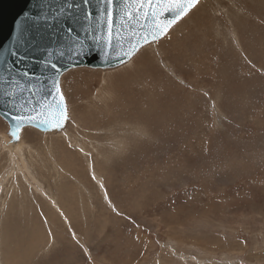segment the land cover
Returning <instances> with one entry per match:
<instances>
[{"label":"rangeland","instance_id":"obj_1","mask_svg":"<svg viewBox=\"0 0 264 264\" xmlns=\"http://www.w3.org/2000/svg\"><path fill=\"white\" fill-rule=\"evenodd\" d=\"M63 90L64 135L0 139V264H264V0Z\"/></svg>","mask_w":264,"mask_h":264},{"label":"snow or ice","instance_id":"obj_2","mask_svg":"<svg viewBox=\"0 0 264 264\" xmlns=\"http://www.w3.org/2000/svg\"><path fill=\"white\" fill-rule=\"evenodd\" d=\"M197 3L199 0H39L37 15L24 14L28 25L36 30V39L29 42V27L24 23L18 24L15 38L5 50L6 57L28 59L23 53L35 45H42L47 38L55 39L48 36V30L54 24L63 29L65 20L80 24L83 38L73 36V29L69 27L66 33L61 34L63 43L59 47L37 49L46 51V57L40 63L43 68L53 71L50 76L33 77L28 71L14 72L12 63H4L3 74L0 75V96L6 107L19 113L11 117L15 124L10 134L18 140V133L25 126L45 130L63 126L68 117L65 97L60 89V74L65 69L56 63L57 59L67 57L75 60L86 55L90 41L97 50H103L105 56L110 57L115 51L118 57L130 60L145 44L155 42L166 34ZM117 16L120 30L116 27ZM125 27L133 37L128 41L127 51H123V45L119 43ZM20 77L35 82L25 86ZM45 80L51 91L48 97L37 101L35 97L40 91L37 83L42 84ZM49 99L51 103L44 102Z\"/></svg>","mask_w":264,"mask_h":264},{"label":"water","instance_id":"obj_3","mask_svg":"<svg viewBox=\"0 0 264 264\" xmlns=\"http://www.w3.org/2000/svg\"><path fill=\"white\" fill-rule=\"evenodd\" d=\"M201 1L203 0H199V3ZM199 3H197L194 7H192L187 15L177 20L170 27L168 32L162 35L160 39H158L155 42L145 44L143 47H141L139 51L130 60L123 59L122 57H118L115 51L110 57L105 56L103 50H97V47L93 45L90 41L88 42V47L86 48V53H87L86 55L78 57L75 60L69 59L67 57H65L64 59H57L56 63L62 69H65L60 74V89L63 93V96L65 97V103L67 107V117H68L63 122V126L61 128H51L49 130H45L42 127L25 126L18 133L19 139L18 140L14 139L10 133L13 130V126L15 122L12 120L11 117L12 115H16L19 113L14 112L12 111V109L6 107L4 105L3 97L0 96V119H2L7 125V130L0 133V139L3 140L2 144L6 145L9 149H16L21 147L24 139V131L27 129L34 130L44 136L64 135L69 123L72 121L70 106L68 104L67 98L63 90V78L66 74L77 69H91L102 72H110L122 68L123 66L130 63L143 49L151 45H155L156 43H159L160 41L165 39L169 35V33L199 5ZM38 4H39V0H0V75L3 74L4 63L10 62L13 65L14 72L28 71L33 77H43L45 75L50 76L53 74V71L50 68L49 69L43 68L40 63L41 60L45 59L46 51H40L37 49H40L41 47H43L44 49L48 47H53V48L59 47V45L63 43L61 34L66 33L69 27L73 29L72 32L73 36L82 37L81 25L74 24L68 20H65L63 21V29L60 28L59 24H54L53 28L48 30V36L49 37L54 36L55 39L47 38L43 41L42 45L41 44L35 45L27 53H23L25 56L28 57V59L18 60L17 58L11 56L6 57L5 50L7 49L11 40L15 38L16 27L18 24L24 23L26 26L29 27L30 30V35L28 37L29 42L36 39V30L33 29L31 25H28V22L24 14L27 12L31 15H37L39 11L37 8ZM116 27L117 30H120L121 28L119 16H117L116 19ZM130 38H133L132 32L128 31L127 27H125V29L121 32V39L119 42L120 44L123 45V51L128 50L129 47L128 41ZM20 79L24 82L25 86H27L29 83L35 82V80L28 81L23 77H20ZM37 88L40 89V91L37 93L35 97L37 101H41L43 100L44 97L49 96V92L51 91V89L49 87L47 80H45L42 84L37 83ZM44 102L51 103L50 99ZM52 110L54 111V105ZM6 139H8L7 143H5ZM8 145L12 146V148L9 147Z\"/></svg>","mask_w":264,"mask_h":264},{"label":"bare ground","instance_id":"obj_4","mask_svg":"<svg viewBox=\"0 0 264 264\" xmlns=\"http://www.w3.org/2000/svg\"><path fill=\"white\" fill-rule=\"evenodd\" d=\"M14 158V157H13ZM20 170V169H19ZM20 173V172H19Z\"/></svg>","mask_w":264,"mask_h":264}]
</instances>
